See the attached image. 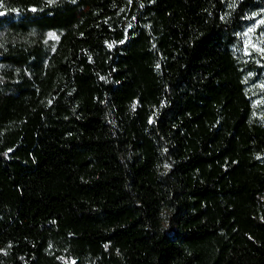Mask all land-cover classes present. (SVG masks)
I'll return each instance as SVG.
<instances>
[{
    "label": "trees",
    "instance_id": "obj_1",
    "mask_svg": "<svg viewBox=\"0 0 264 264\" xmlns=\"http://www.w3.org/2000/svg\"><path fill=\"white\" fill-rule=\"evenodd\" d=\"M260 8L0 0V264H264Z\"/></svg>",
    "mask_w": 264,
    "mask_h": 264
},
{
    "label": "rangeland",
    "instance_id": "obj_2",
    "mask_svg": "<svg viewBox=\"0 0 264 264\" xmlns=\"http://www.w3.org/2000/svg\"><path fill=\"white\" fill-rule=\"evenodd\" d=\"M244 53L255 52L264 55V8L257 9L247 16V21L239 31ZM255 95L253 100H264V79L253 83ZM260 115V113H259ZM261 116V115H260Z\"/></svg>",
    "mask_w": 264,
    "mask_h": 264
},
{
    "label": "snow or ice",
    "instance_id": "obj_3",
    "mask_svg": "<svg viewBox=\"0 0 264 264\" xmlns=\"http://www.w3.org/2000/svg\"><path fill=\"white\" fill-rule=\"evenodd\" d=\"M0 15H3V13H2V12H0Z\"/></svg>",
    "mask_w": 264,
    "mask_h": 264
}]
</instances>
